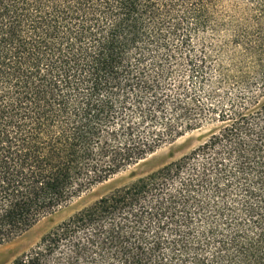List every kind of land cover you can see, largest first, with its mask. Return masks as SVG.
I'll return each mask as SVG.
<instances>
[{
	"label": "trees",
	"instance_id": "1",
	"mask_svg": "<svg viewBox=\"0 0 264 264\" xmlns=\"http://www.w3.org/2000/svg\"><path fill=\"white\" fill-rule=\"evenodd\" d=\"M222 1L0 0V244L216 124L11 264H264V0L234 25L241 52L207 107L175 74L186 53L205 78V47L191 52Z\"/></svg>",
	"mask_w": 264,
	"mask_h": 264
},
{
	"label": "rangeland",
	"instance_id": "2",
	"mask_svg": "<svg viewBox=\"0 0 264 264\" xmlns=\"http://www.w3.org/2000/svg\"><path fill=\"white\" fill-rule=\"evenodd\" d=\"M249 3V0H223L215 9L214 15L217 21L214 28L202 31L195 37V48L191 53H194L198 58L205 47L204 50L207 55V69L204 79H192L190 77V69L186 63V53L181 56L183 58L182 63L176 65L175 74L182 79L186 87L205 107L211 101L208 95L209 91L221 87L224 73L232 68L235 63L234 57L241 52V49L237 48L233 41L234 25H237L242 18V13H247V8L254 10ZM221 4L227 5L230 10L219 8ZM175 83L177 82H173V86L176 85ZM207 121L202 128L188 130L174 141L162 145L135 166L86 189L54 213L40 219L25 233L1 243L0 264H11L17 256L34 247L44 235L53 230L58 224L100 197L107 195L115 188L129 184L190 153L207 139L210 130L215 127V122Z\"/></svg>",
	"mask_w": 264,
	"mask_h": 264
},
{
	"label": "clouds",
	"instance_id": "3",
	"mask_svg": "<svg viewBox=\"0 0 264 264\" xmlns=\"http://www.w3.org/2000/svg\"><path fill=\"white\" fill-rule=\"evenodd\" d=\"M241 7H242V6H241ZM219 8L224 9V10H230V9L228 8V6L225 5V4H221V5H219Z\"/></svg>",
	"mask_w": 264,
	"mask_h": 264
}]
</instances>
